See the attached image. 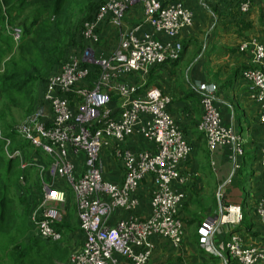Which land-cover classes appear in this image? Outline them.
<instances>
[{"label": "built area", "instance_id": "built-area-1", "mask_svg": "<svg viewBox=\"0 0 264 264\" xmlns=\"http://www.w3.org/2000/svg\"><path fill=\"white\" fill-rule=\"evenodd\" d=\"M251 2L239 0L238 11L246 13ZM137 6L143 19L127 27L124 20ZM104 26L117 30L120 36L108 58L97 53L99 31ZM191 26L192 13L179 1L105 0L84 25L86 48L80 54L73 52L59 72L47 79L38 107L22 127L21 133L34 152L21 162V169H45L40 201L30 216V234L41 241H60L63 233L58 226L66 220L68 188L74 194L82 243L68 264H148L156 237L180 247L184 223L179 209L184 192L176 184L181 187L188 180L181 175L180 165L190 157L192 147L169 114L171 98L156 87L145 88V84L135 85L126 78L177 61L182 52L180 36ZM19 38L16 34L14 40ZM237 50L249 57L251 67L240 77L247 85L248 99L259 107L257 123L263 135L258 162L264 166V47L248 39ZM94 66L100 75L87 87L84 84ZM194 89L201 110L196 129L208 154L223 149L233 161L230 178L216 190L222 195L239 169L242 139L222 123L214 103L215 86L200 83ZM70 94L81 99L79 105L72 107ZM134 135L152 143L153 150L126 148L128 138ZM109 145L122 167L120 185L104 178L101 155ZM20 152L14 150L9 158ZM147 178L153 179L154 188L149 195V216L143 218L136 213L137 192ZM119 211L123 214L113 221ZM254 212L264 227V194ZM241 219L239 206L228 205L223 214L199 227V247L212 252L209 244L214 228H233ZM219 257L222 264H264V251L244 246L241 236L232 232Z\"/></svg>", "mask_w": 264, "mask_h": 264}, {"label": "rangeland", "instance_id": "rangeland-1", "mask_svg": "<svg viewBox=\"0 0 264 264\" xmlns=\"http://www.w3.org/2000/svg\"><path fill=\"white\" fill-rule=\"evenodd\" d=\"M103 1L104 0H67L65 7L70 16L69 21L71 23L70 29L72 30L73 44L66 50L59 64L52 66L46 71L43 70V81L28 85L27 88L20 93L6 90L0 91V156L6 161L12 154H15L14 150H21L20 154L16 156V158H13V172L17 177L20 173V177L17 182L18 184L14 186V191L12 190L10 194V198L12 199L14 212H23L20 215L25 217V221L29 226L30 216L37 207L34 199H37L41 195L40 183L44 177L45 169H21V162L30 159L34 152V150L29 147H25L24 149L16 148L20 145H24L26 141L21 133V129L28 123L35 109L38 107L47 79L56 72H59L61 67L67 63V60L73 52H78L80 54L86 48L87 44L83 39L84 25L93 19ZM196 5L198 6L199 12L195 15V28L190 30L191 32L194 31V34H188L190 36L180 39L182 46L188 43L190 47L186 49L185 57L182 59V65H184V67L178 72L177 76L183 77L187 74L190 76V72L196 63L195 60H198L201 56L202 60L208 61L210 66H212L208 75L217 74V56L221 53V50H219L217 46L211 48L212 45L209 38L217 34L222 36L220 38L229 40V38H231L230 34L232 32V27L234 26L242 30L241 35H239V43L236 38L233 37L235 40L233 47H235L234 49L236 51H238V45L248 39H253L257 43H259V40H264V1H260L258 4L251 6V10L243 17L238 15L235 6L231 2L201 0L196 2ZM96 8L97 10H95ZM142 16L141 8L137 6L132 15L127 19L125 18L124 23L127 27H131L142 21ZM16 34H19L21 38V30L15 27H8L7 31H5V35L9 36L15 46L18 44V41L14 40ZM119 42L120 36L117 30L111 33V35L108 34L107 36H103L100 44L101 53H98V55L101 54L100 56L102 57H110L116 50ZM235 50L232 51L234 52ZM183 52L184 50L182 53ZM212 52L213 54L211 56H206ZM225 57H227V54ZM7 62L8 59H0V75L3 74ZM179 62L180 59L171 66H175L176 69ZM35 66L39 70L43 68L44 65L41 64L40 61H36ZM159 69L158 67L148 69L146 73L135 74L131 76L129 80L135 85L147 84L151 81L154 73ZM96 73L98 76L100 75L99 70ZM80 101L81 99L78 96L71 97L72 107L79 105ZM11 133H14V138H6V135ZM242 152H244L243 149ZM39 159H41V157H39ZM24 175L25 178L23 177ZM233 182L234 180L231 179L225 187L228 188L232 186ZM225 195V192L222 195L216 193L194 195L191 191L187 193L184 191V200L181 203L179 213L184 223L182 243L180 247H174L167 241L161 239H157L156 242L155 240L152 241L154 250L148 264H222L219 256L223 254L224 241L222 240L223 237L220 239L217 237L220 236L218 231L221 233L222 228L224 229V226L228 227V225L214 228L216 233L214 235L213 232L209 244L212 252H207L199 247L197 230L202 224L207 222L208 219L223 214L228 206V204L224 202ZM67 196L68 201L66 209L69 210V207L72 208L69 210H72V213L70 214L66 211L67 222L65 223V232L61 240L58 242L42 241L44 246L49 247L37 248L35 251H32L29 254L28 261L25 260L24 264H68L72 254L79 250L82 240L80 236L77 235L76 207L75 211L73 210L74 194L69 188L67 190ZM21 219L23 218L19 216L18 219L15 220V225L11 228L10 232L14 234L13 237L9 235H0V252L5 256L9 254V251L3 250L2 248H8L19 242L23 243L24 246L28 245L25 242L28 241V238L32 237L30 229H26L24 220ZM29 226L27 227L29 228ZM261 228L262 230L260 233L263 239L260 241L261 243L259 242V245L256 244V247L264 251V228L262 226ZM72 234L73 236H71ZM217 241L220 242L216 243ZM3 254H1L0 259ZM3 264L13 263L6 260Z\"/></svg>", "mask_w": 264, "mask_h": 264}, {"label": "crops", "instance_id": "crops-1", "mask_svg": "<svg viewBox=\"0 0 264 264\" xmlns=\"http://www.w3.org/2000/svg\"><path fill=\"white\" fill-rule=\"evenodd\" d=\"M179 1H182L191 13L193 12L192 26L187 31L182 32L180 36L181 39L182 37L184 38L194 34V31L191 32L190 30L195 28V15L199 12L196 2L201 0ZM260 1L264 0H255L253 5L258 4ZM136 8L137 7L128 13L127 18L132 15ZM114 31L115 29L110 26L103 28L101 31V42L103 36H107L108 34L111 35ZM241 31L242 30L237 26L232 27V32L230 34L231 38H229V40L220 38L222 36L217 34L210 36L209 41H211V48L217 46L218 49L221 50V53L217 56V74L208 75L212 66H210L208 61L202 60L201 56V58L195 60L196 63L194 64L195 66L193 65L194 67L190 72V76L189 74L183 77L177 76L178 72L184 67V65H182V59L185 57V50L183 57L180 59V64L178 63L176 69L175 66H171L174 63H166L158 67L160 69L154 73L150 84L156 87L162 94L168 95L171 98L169 114L182 132L185 140L192 147L190 157L180 165L181 175L188 177V180L181 187L176 184V188H179L183 192L185 191V193L191 191L194 195L216 193L217 188L224 184L230 177L233 167V161L229 158V154L225 150L216 149L212 155L208 154L203 136L196 129V125L201 117V110L198 105V95L195 92L194 86L200 83L215 86L214 103L221 121L224 125L231 128L234 133L239 135L242 139V149L244 151L241 171L233 178L234 182L232 186L228 188L224 187V192L226 193L224 202L228 205H238L240 208L243 192L245 191L248 200L246 211L250 230H248L247 233H239V236H241L244 246H256V244L259 245L261 243L260 241L263 239L260 233L262 230L261 225L254 214L256 203L264 194V166L260 165L258 162L260 141L263 133L257 123L259 107L248 99L247 85L238 78V74L242 68L249 64V59L246 55H239L236 51H232L235 50V47H233L235 41L233 37L236 38L239 43ZM161 39L164 40V37H161ZM258 42L264 47V40H259ZM100 51L101 46L98 47L97 53H101ZM212 54L213 52L206 56H211ZM226 54L227 57H225ZM129 83L133 82L129 80ZM125 147L133 151H152L154 148L152 143L138 135L128 138ZM210 159L213 163V167L210 166ZM101 162L104 178L120 185L123 180V172L119 161L116 160L113 155L112 145H109L103 150ZM77 168L78 171H81L80 164L77 165ZM153 188L154 181L152 178H149L138 190L139 206L136 213L143 218L149 216V195ZM70 209L72 208L69 207V210ZM69 210L66 209L67 213L71 214L72 210ZM73 210L75 211V202L73 204ZM122 214L123 213L120 211L116 212L111 219L114 221ZM179 217L181 218L180 214ZM65 219L67 222V215ZM113 221L111 223H113ZM231 229L230 227L224 226L221 233L218 231L220 236L217 238L226 237ZM215 233L216 232H214V235ZM77 235L81 238L79 231ZM71 236H73V234ZM157 239L161 238L156 237L153 241L155 240L156 242ZM218 242L220 241L216 243Z\"/></svg>", "mask_w": 264, "mask_h": 264}, {"label": "trees", "instance_id": "trees-1", "mask_svg": "<svg viewBox=\"0 0 264 264\" xmlns=\"http://www.w3.org/2000/svg\"><path fill=\"white\" fill-rule=\"evenodd\" d=\"M104 1L102 3H104ZM238 1L239 0H226L224 2H231L235 6L238 15L242 17L246 16L251 10V7L246 13L242 14L237 9ZM254 1L255 0H252L251 6ZM66 3L67 0H0V59H8L4 72L0 75V91L6 90L20 93L25 90L28 85L43 81V70L46 71L52 66L59 64L60 59H62L66 50L73 44L72 30L70 29L71 23L69 21L70 16L65 7ZM95 10H97V8ZM8 27L18 28L22 32L21 38L18 40V44H16V46L9 36L5 35V31H7ZM105 27L106 26L103 28ZM103 28L99 31L100 43L98 47H100L101 44V31ZM189 46L190 45H188V43H185L184 46H182V51L184 50L185 52ZM184 52H181L179 59L183 57ZM236 53L239 55H246L239 53L238 51H236ZM246 56L248 57V55ZM36 61H40L41 64L44 65L43 68L38 70L35 66ZM177 61L172 63H176ZM161 66L163 65L154 66L152 69ZM249 67H251L250 63L246 67H243L238 74V78L241 79V72ZM98 70L99 69L95 66L91 68L89 77L84 84L85 86L91 87L92 82L97 80L98 74L96 72ZM130 77L131 76H128L126 78L127 81ZM151 86L152 84H150V82L145 84V88ZM71 97V94L68 95L69 99H71ZM14 136V133H11L6 135V138L13 139ZM25 147H30L27 141H25L24 145H20L16 148L24 149ZM242 160L243 152L240 158L239 169L235 171L233 178L241 171ZM13 162V158H8L4 161L3 157L0 156V235H9L10 237L14 236V234L10 231L15 225V220H17L19 216L23 218L21 220H24L26 229H30V232L33 230L31 224L29 223V226L25 221V217L20 215L23 212H14V206L12 199L10 198V194L12 193V190L14 191V186L18 184L17 182L20 177V173L17 177L13 172ZM23 177L25 178V175ZM147 180L148 178L143 180L140 183L139 188L146 183ZM34 200L36 201L37 206L40 201V197ZM247 205L248 200L244 191L242 203L240 205V212L242 216L241 222L239 225L233 227L230 232L239 234L247 233L248 230H250V224L246 211ZM65 223L66 220L58 226L62 233L65 232ZM27 226H29V228ZM227 236L228 233L226 237L223 238V241L226 240ZM25 243L28 245L24 246L23 243L19 242L12 245L13 247L10 246L8 248H2L3 250H8L9 254L5 256L0 252V256L3 254L0 259V264H3L6 260L11 261L13 264H24L25 260L28 261L29 254L32 251H35L37 248L49 247L44 246L42 241L34 236L28 238V241Z\"/></svg>", "mask_w": 264, "mask_h": 264}]
</instances>
